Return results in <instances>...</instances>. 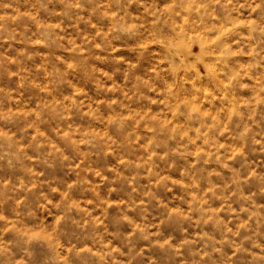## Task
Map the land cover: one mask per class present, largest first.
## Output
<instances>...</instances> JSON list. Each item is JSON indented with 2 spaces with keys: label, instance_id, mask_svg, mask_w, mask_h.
Wrapping results in <instances>:
<instances>
[{
  "label": "rangeland",
  "instance_id": "rangeland-1",
  "mask_svg": "<svg viewBox=\"0 0 264 264\" xmlns=\"http://www.w3.org/2000/svg\"><path fill=\"white\" fill-rule=\"evenodd\" d=\"M257 5L0 0V261L264 264Z\"/></svg>",
  "mask_w": 264,
  "mask_h": 264
},
{
  "label": "clouds",
  "instance_id": "clouds-1",
  "mask_svg": "<svg viewBox=\"0 0 264 264\" xmlns=\"http://www.w3.org/2000/svg\"><path fill=\"white\" fill-rule=\"evenodd\" d=\"M91 2V0H90ZM109 2V6L111 5H115L116 9L118 12L122 11L124 13L123 17H118V20L120 21H124L125 17L127 18V20L129 21H134L136 19V17L129 11L130 8H132V6H137L139 7L141 4H143L145 2V0H108ZM261 5H264V0H261ZM261 5H257V7H260ZM245 5H240V7H244ZM97 7H99V4H97ZM255 10V9H254ZM142 28L141 24H136V23H132V24H124L123 27L120 28V32L126 36H128L129 38H133V37H137L138 34L140 33V30ZM264 30V29H262ZM117 39L119 37H116ZM99 47V46H97ZM175 54V53H173ZM145 84V87H148L147 82H143ZM130 99V98H128ZM255 122V121H254ZM264 135V134H262ZM257 143H259V141H257ZM5 255L7 254V250H5ZM0 264H4L3 261H0ZM12 264H24L23 261H12Z\"/></svg>",
  "mask_w": 264,
  "mask_h": 264
}]
</instances>
